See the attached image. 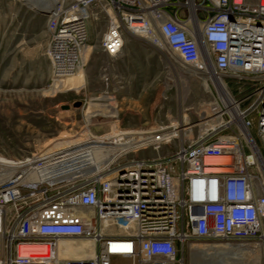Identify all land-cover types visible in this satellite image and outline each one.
<instances>
[{"label": "built area", "instance_id": "2783aa9c", "mask_svg": "<svg viewBox=\"0 0 264 264\" xmlns=\"http://www.w3.org/2000/svg\"><path fill=\"white\" fill-rule=\"evenodd\" d=\"M91 19L108 57L123 56L127 37L144 40L232 103L220 96L195 138L182 139L178 121L120 129V143L138 144L101 167L49 168L63 148L9 160L0 171V264H191V242L218 257L207 264H264V0H59L47 14L49 87L85 67ZM150 147L155 156H128ZM77 241L88 242L86 256L68 253Z\"/></svg>", "mask_w": 264, "mask_h": 264}, {"label": "rangeland", "instance_id": "374dc122", "mask_svg": "<svg viewBox=\"0 0 264 264\" xmlns=\"http://www.w3.org/2000/svg\"><path fill=\"white\" fill-rule=\"evenodd\" d=\"M58 1L0 0V157L22 159L90 134L102 138L120 129L148 130L158 126L152 123L154 117L159 125L181 123L184 140L197 137L204 117L220 102L214 83L172 53H160L149 44L129 45L118 60L108 57L99 48L93 19L83 71L76 79L49 87L51 67L44 51L49 35L43 22L47 14L37 10L50 11ZM40 52L45 56H36ZM62 88L71 90L57 92ZM107 97H114V102ZM77 101L82 104L76 107ZM168 149L164 146L161 152ZM142 155L155 156L156 151L150 147L128 156ZM191 243L196 245L184 250L187 262L193 252L208 253L197 251L204 243Z\"/></svg>", "mask_w": 264, "mask_h": 264}, {"label": "bare ground", "instance_id": "6f19581e", "mask_svg": "<svg viewBox=\"0 0 264 264\" xmlns=\"http://www.w3.org/2000/svg\"><path fill=\"white\" fill-rule=\"evenodd\" d=\"M39 10H43V9H39ZM85 57H86V54H85ZM81 71H83V70H81ZM79 73H78V75H79ZM78 75L68 77L67 79H64L63 81H60V82H56L53 85L57 86L61 82L71 81L73 79H76ZM212 77L214 78L215 83L219 84L220 77H218L217 75H212ZM217 88H218L219 94L222 96V98L223 99H224V97L227 98L226 101L225 100L224 101L230 106L232 101L229 98V96L227 95V93L225 92V89H223L221 86H217ZM68 90H71V89H68ZM215 104L216 105L213 107V114H214L215 110L217 111L219 109L217 101ZM204 118H206V117H204ZM204 129H206V127H204ZM117 133L116 134H108L106 137L99 138L98 140H89L88 138L85 140L76 139L74 141H68L64 145L59 146V147L52 146L49 150L63 148L64 150H62V151L67 153V155L64 156L63 158H61L60 160H58L57 163H54V165L49 166V168L60 167L66 163L68 165H70L69 164L70 162L71 163L75 162V163H79V164H83V165L87 164V163L94 162L97 164V167H101L103 164H105L107 162L108 159H110L114 154H116V152L121 151V150H125L129 147H132V146H135L136 144H138V141H136V140L135 141H129L127 143H120L119 139L115 138ZM106 138L112 139V141H111L112 145H110V146H112L111 147L112 150H108V149L106 150V149L102 148V145H104V143H107L104 141ZM9 162H10L9 160H7L3 157H0V171L4 170ZM197 251H203V250H197ZM68 253H70L71 255H74V256L79 255V253L76 249V246L71 247L70 250H68ZM208 253H206V252H193L191 254V260H190L191 264H207L208 262L214 261L215 258L218 259V257L216 255L210 254L211 256H209Z\"/></svg>", "mask_w": 264, "mask_h": 264}, {"label": "crops", "instance_id": "0c3cea01", "mask_svg": "<svg viewBox=\"0 0 264 264\" xmlns=\"http://www.w3.org/2000/svg\"><path fill=\"white\" fill-rule=\"evenodd\" d=\"M44 28L46 29V31H47V19H45L44 21ZM48 32V31H47ZM49 35V34H48ZM49 37V36H48ZM48 44V41H47V43H46V45L44 46V51H45V49L47 48V45ZM131 44H133L134 46H139V47H149L148 46V44L144 41V40H139V39H135V38H129V37H127L126 38V40H125V46H124V51L128 48V46L130 45L131 46ZM38 49V48H37ZM123 51V56H124V52ZM43 53V54H42ZM36 56H45L44 55V52H40V53H37V55ZM49 68H50V66H49ZM81 86V85H80ZM107 100H109L110 101V103H113L114 101V97H107ZM146 123V122H145ZM152 123H154V125H158L159 126V124H158V119L157 118H153V121H152ZM157 126V127H158ZM154 128H156V127H154V126H152V128L151 129H154ZM88 244V242L87 241H77L76 242V249H77V251H78V253H79V255H81V256H86V251H85V246Z\"/></svg>", "mask_w": 264, "mask_h": 264}, {"label": "water", "instance_id": "95a60500", "mask_svg": "<svg viewBox=\"0 0 264 264\" xmlns=\"http://www.w3.org/2000/svg\"><path fill=\"white\" fill-rule=\"evenodd\" d=\"M38 12H40V13H44V14H48L49 13V11H45V10H37ZM82 104V102H80V101H77V102H74V106H80ZM64 108H68L69 106L68 105H64L63 106Z\"/></svg>", "mask_w": 264, "mask_h": 264}]
</instances>
